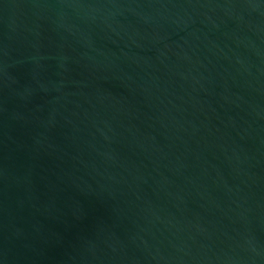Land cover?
I'll return each mask as SVG.
<instances>
[{
  "label": "water",
  "instance_id": "obj_1",
  "mask_svg": "<svg viewBox=\"0 0 264 264\" xmlns=\"http://www.w3.org/2000/svg\"><path fill=\"white\" fill-rule=\"evenodd\" d=\"M0 264H264V0H0Z\"/></svg>",
  "mask_w": 264,
  "mask_h": 264
}]
</instances>
